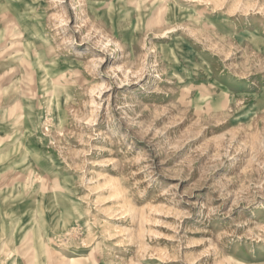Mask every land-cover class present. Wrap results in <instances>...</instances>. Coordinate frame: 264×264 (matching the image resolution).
<instances>
[{
    "label": "rangeland",
    "instance_id": "rangeland-1",
    "mask_svg": "<svg viewBox=\"0 0 264 264\" xmlns=\"http://www.w3.org/2000/svg\"><path fill=\"white\" fill-rule=\"evenodd\" d=\"M0 264H264V0H0Z\"/></svg>",
    "mask_w": 264,
    "mask_h": 264
},
{
    "label": "bare ground",
    "instance_id": "bare-ground-1",
    "mask_svg": "<svg viewBox=\"0 0 264 264\" xmlns=\"http://www.w3.org/2000/svg\"><path fill=\"white\" fill-rule=\"evenodd\" d=\"M8 113H9L8 111L5 112V114H8ZM10 115H11V114H10Z\"/></svg>",
    "mask_w": 264,
    "mask_h": 264
}]
</instances>
